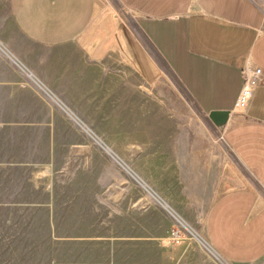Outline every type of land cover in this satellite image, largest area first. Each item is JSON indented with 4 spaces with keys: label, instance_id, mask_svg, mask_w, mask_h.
Here are the masks:
<instances>
[{
    "label": "rangeland",
    "instance_id": "rangeland-1",
    "mask_svg": "<svg viewBox=\"0 0 264 264\" xmlns=\"http://www.w3.org/2000/svg\"><path fill=\"white\" fill-rule=\"evenodd\" d=\"M137 18L122 0H96L82 36L42 46L23 35L10 0H0V264H236L209 242L213 201L201 208L150 168L159 116L210 119L173 79ZM132 36L164 67L152 84L135 50L118 41ZM17 55L32 60L43 84L12 60ZM77 55L95 66L97 84L110 79V94L79 88ZM126 84L133 95H122ZM220 132L212 135L228 153ZM244 264H264V257Z\"/></svg>",
    "mask_w": 264,
    "mask_h": 264
},
{
    "label": "crops",
    "instance_id": "crops-1",
    "mask_svg": "<svg viewBox=\"0 0 264 264\" xmlns=\"http://www.w3.org/2000/svg\"><path fill=\"white\" fill-rule=\"evenodd\" d=\"M122 1L136 12L139 27L173 79L181 83L180 88L201 111L208 117L213 110L231 112L220 132L228 153L221 140L212 135V130L218 128L211 120L177 123L159 116L157 127H153L159 135L151 138L153 147L147 148L152 153L151 170H160L159 176L165 178L168 187L187 194L193 202L201 203V208L203 202L213 201L206 231L213 250L222 258L236 264L262 259L264 82L254 88L245 105H241L240 96L245 85L244 68L250 65L264 70V0ZM10 8L23 35L39 45L57 47L76 40L89 29L96 0H10ZM132 37L130 43L121 38L118 41L123 51L132 54L131 50H135V60L147 73V83L152 84L164 67L138 38ZM0 44L4 45L3 41ZM78 55L73 60L83 67L75 72L77 80L84 82L78 84L79 88L94 95L96 89L103 88L104 95H108L110 79L105 75L104 82L97 84L95 66H86L89 62ZM11 58L43 84L30 66L32 60L20 55ZM125 87L122 95H133L127 84ZM154 108L158 113H167L159 106ZM224 161H229L226 174ZM135 169L139 177L147 180L149 173L143 166L140 169L137 164Z\"/></svg>",
    "mask_w": 264,
    "mask_h": 264
},
{
    "label": "built area",
    "instance_id": "built-area-1",
    "mask_svg": "<svg viewBox=\"0 0 264 264\" xmlns=\"http://www.w3.org/2000/svg\"><path fill=\"white\" fill-rule=\"evenodd\" d=\"M245 85L240 96L241 105H245L252 97L254 88L264 82V70L250 65L244 68Z\"/></svg>",
    "mask_w": 264,
    "mask_h": 264
},
{
    "label": "water",
    "instance_id": "water-1",
    "mask_svg": "<svg viewBox=\"0 0 264 264\" xmlns=\"http://www.w3.org/2000/svg\"><path fill=\"white\" fill-rule=\"evenodd\" d=\"M9 55L10 53L7 52ZM11 56V55H10ZM230 114L231 112L229 110H213L211 111L208 115L210 120L215 124V126L219 129V130H223L225 128V126L227 125V122L230 118ZM158 198V197H157ZM158 200L166 207L168 208V206L162 202V200L160 198H158ZM169 209V208H168ZM170 210V209H169Z\"/></svg>",
    "mask_w": 264,
    "mask_h": 264
}]
</instances>
